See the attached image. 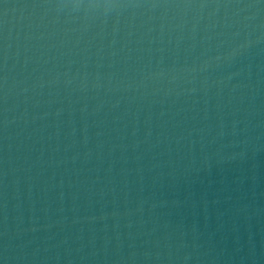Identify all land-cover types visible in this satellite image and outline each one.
I'll list each match as a JSON object with an SVG mask.
<instances>
[{
  "label": "water",
  "instance_id": "obj_1",
  "mask_svg": "<svg viewBox=\"0 0 264 264\" xmlns=\"http://www.w3.org/2000/svg\"><path fill=\"white\" fill-rule=\"evenodd\" d=\"M0 264H264V0H0Z\"/></svg>",
  "mask_w": 264,
  "mask_h": 264
}]
</instances>
